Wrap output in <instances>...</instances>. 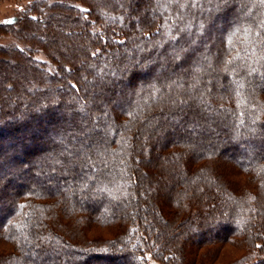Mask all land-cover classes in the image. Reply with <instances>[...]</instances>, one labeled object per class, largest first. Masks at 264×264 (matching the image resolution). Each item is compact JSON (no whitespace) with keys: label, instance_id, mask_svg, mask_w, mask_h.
<instances>
[{"label":"trees","instance_id":"16d2710c","mask_svg":"<svg viewBox=\"0 0 264 264\" xmlns=\"http://www.w3.org/2000/svg\"><path fill=\"white\" fill-rule=\"evenodd\" d=\"M162 10L33 0L0 23V264H264V61L243 31L264 39V2L189 4L175 42Z\"/></svg>","mask_w":264,"mask_h":264},{"label":"snow or ice","instance_id":"6c2138e0","mask_svg":"<svg viewBox=\"0 0 264 264\" xmlns=\"http://www.w3.org/2000/svg\"><path fill=\"white\" fill-rule=\"evenodd\" d=\"M264 2V0H262ZM173 4L179 5L181 11L173 13L171 11V6ZM191 5V7L196 8L198 6H202V0H158V9H163L159 12L160 16L163 18V23L159 25L157 29V35L163 34L171 41L175 42L179 38L180 32L188 31L189 34H191L192 25L191 23H186L184 28H181L178 32H176V35H173V32L176 29V22L183 21V9L188 7V5ZM155 11V10H154ZM8 23H11V21H8ZM197 27V35L201 34L204 25L201 23L196 26ZM259 31L255 33V37L259 38L261 37V32H264V22H262L259 26ZM241 30L239 28L235 29L233 35H235L237 32H240ZM244 34L248 36L250 39L248 40V44L255 45L251 47V51L247 53V59L249 61H252V57L256 56V59L252 61V63H260L261 61H264V39H255L252 38V29L251 28H245ZM146 36H149V34H146ZM117 43H124L123 41H117ZM229 44H232L231 37L229 38ZM260 50V55L257 56V49ZM95 55V53H93ZM174 56L176 59H179V52H175ZM240 52H237L235 56H233L231 59L226 61L227 64H232L235 60L241 59ZM249 67V75L255 74L257 72V69L255 67H252V64H248ZM243 87V85H241ZM239 94V93H238ZM241 116H243V113H241ZM59 163V161L57 162Z\"/></svg>","mask_w":264,"mask_h":264},{"label":"rangeland","instance_id":"374dc122","mask_svg":"<svg viewBox=\"0 0 264 264\" xmlns=\"http://www.w3.org/2000/svg\"><path fill=\"white\" fill-rule=\"evenodd\" d=\"M32 1L33 0H0V23L8 21L14 15H17L24 7H26ZM47 1H52V0H47ZM16 37L17 36L14 31L10 32L6 30H0V42L1 43H9L10 41L15 40ZM36 55L43 58L42 57L43 55H41V53H36ZM10 188L12 190L14 189L12 186ZM237 253H238V250L236 248L232 246H227L223 252V255L224 256H234ZM149 262L150 264H162L153 258H149Z\"/></svg>","mask_w":264,"mask_h":264}]
</instances>
